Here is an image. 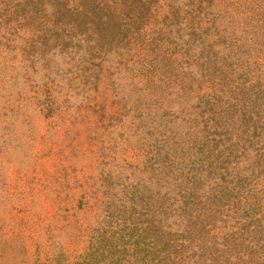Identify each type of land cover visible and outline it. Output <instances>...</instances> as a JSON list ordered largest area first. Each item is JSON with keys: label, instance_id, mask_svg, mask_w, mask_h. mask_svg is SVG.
Returning <instances> with one entry per match:
<instances>
[{"label": "rangeland", "instance_id": "374dc122", "mask_svg": "<svg viewBox=\"0 0 264 264\" xmlns=\"http://www.w3.org/2000/svg\"><path fill=\"white\" fill-rule=\"evenodd\" d=\"M0 264H264V0H0Z\"/></svg>", "mask_w": 264, "mask_h": 264}]
</instances>
